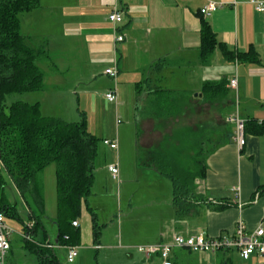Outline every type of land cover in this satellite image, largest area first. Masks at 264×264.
<instances>
[{"label":"crops","instance_id":"0c3cea01","mask_svg":"<svg viewBox=\"0 0 264 264\" xmlns=\"http://www.w3.org/2000/svg\"><path fill=\"white\" fill-rule=\"evenodd\" d=\"M211 1L224 3L210 16H203L220 45L216 46L210 61L203 63L200 60V10ZM116 6L123 14L117 30L108 17ZM20 20L24 35L32 37L35 42L48 40L51 60L58 69L44 61L50 66L45 76V81L48 79L51 83L50 91L55 90L60 82L64 83L65 73L70 74L76 68L81 69L78 79H95L98 74L107 76L112 83L106 94L117 87L118 103L105 98L111 105L116 104L114 111L119 113L120 101L125 97L124 89L118 87L117 81L130 79L133 86L127 104H134L135 129L122 132L123 140L127 139L122 155V122L117 125L116 134L101 125L97 131L90 130L101 138L99 153L102 148L103 160L108 154L117 155L123 180L131 179L133 173L126 163L132 161H136L144 173L165 178L143 162H150L153 148L162 145L160 142L168 133L165 123L169 121H175L181 135V130L200 129L202 138L213 142L205 154L206 176L196 180L197 192L207 201L194 203L191 214L180 221L173 199L144 216L143 221L145 217H149L148 220L154 218L151 215L159 216L157 226L151 227L147 222L145 228L153 236L136 241L130 238L120 243L126 252L125 257L132 264H157L158 259L162 263L158 255L147 258L137 251L136 246L167 242L175 234L187 236L202 232L214 237L234 233L239 221L250 231L259 225L264 226V133H254L252 128L247 130L246 143L240 149L235 141V127L226 120L236 110L237 102L242 117L264 120V13L257 11L249 0H40V6L20 14ZM118 34L124 35L123 41H116ZM224 48L235 55L254 49L259 61L232 58L225 54ZM110 67L118 69L116 80L105 72ZM235 76L238 78L237 91L227 86L228 93L217 98L204 96L202 86L205 81L230 80ZM164 130L166 133L162 134V139L159 134ZM115 137L119 140L118 151L103 143L104 139ZM215 147L218 148L212 150ZM126 188L127 191L129 184ZM90 198L93 199V195ZM28 208L30 214L29 205ZM133 218L130 213L129 219L132 221ZM53 223L57 227L55 221ZM76 227H80L79 221ZM37 237L43 241V231L41 234L38 230ZM48 238V242L58 244L57 237L55 242L49 235ZM94 247L101 249V243ZM55 248L67 250L65 247ZM200 253L203 252L175 249L172 264H190V260L200 264ZM216 253V264L225 260L235 264V256L241 260L238 264H264V256L257 252L249 259H243L237 250ZM187 254L196 255L189 257ZM11 264H14L12 260Z\"/></svg>","mask_w":264,"mask_h":264},{"label":"trees","instance_id":"16d2710c","mask_svg":"<svg viewBox=\"0 0 264 264\" xmlns=\"http://www.w3.org/2000/svg\"><path fill=\"white\" fill-rule=\"evenodd\" d=\"M39 6L40 0H0V160L30 207L31 222L34 225L32 229L26 228L29 237L24 238L23 249L37 256L39 264H63L57 248L46 246L48 232L27 198L31 194V198L44 214V195L38 175L55 163L57 243L79 245L80 227L74 226L73 222L78 221L84 206L93 214L94 238L98 241L101 228L89 199L95 182L101 138L88 129L85 118L71 121L61 116L44 114L38 100H17L11 103L7 101L8 96L15 93L45 89L46 71L40 62L47 61L53 69H57L51 60L48 40L35 42L21 31L20 14ZM201 25L200 60L208 63L220 43L203 15ZM224 51L232 58L237 56L243 61H259L254 49L237 55L226 48ZM163 60L162 58L161 61ZM227 86L228 79L205 81L202 92L206 98H217L228 93ZM245 127L246 132L252 128L254 133H264V120L248 119ZM216 148L218 147L212 150ZM170 156L162 150H154L152 161L142 162L148 168H153L171 179L173 205L180 221L182 217L186 218L191 214L194 203L207 201V198L197 192L196 185L197 178L206 176L207 165L204 155L197 157V169L186 167L178 157L176 159ZM0 211L7 217H19L15 204L4 203ZM40 227L43 229V241L37 239ZM66 235L69 239H65ZM220 264L229 263L225 260Z\"/></svg>","mask_w":264,"mask_h":264},{"label":"rangeland","instance_id":"374dc122","mask_svg":"<svg viewBox=\"0 0 264 264\" xmlns=\"http://www.w3.org/2000/svg\"><path fill=\"white\" fill-rule=\"evenodd\" d=\"M45 63L40 62V65L47 74L50 66H46L47 64ZM80 72L81 69L76 68L70 74L65 73L64 78H62L64 83L60 82L59 86H55L53 91H50L52 88L50 87L51 83L46 79L45 90L15 93L8 96L7 101L11 103L17 100L26 102L38 100L41 102L42 110L45 114L62 115L65 119L74 121H80L85 118L88 129L93 132L94 130L97 131V127L101 125L103 128H109V132L114 131L116 134L117 125L122 122L120 125L122 155L124 140L125 142L127 140L125 138L123 140L122 132L135 129V122L133 121L134 104L133 102L131 106L127 104V96L131 95L133 86L130 79H119L117 81L118 87L120 86L121 90L122 88L124 89L123 95L125 97L120 101V111L118 113L116 110L114 111V105L116 104L111 105L105 98L106 90L112 80L99 74L95 79H78ZM129 85L131 86L130 91ZM86 93L89 94L86 95ZM114 112L115 122H113ZM165 124L168 133L164 139L162 134L166 133L165 130L159 134V137L163 139L160 142L162 145L159 147L155 146L153 152L154 150H162L167 155H171L170 157L176 159L178 157L179 161L186 167L197 169L198 158L204 155L203 159H205V154H207L208 149L213 144L212 140L203 139V134L199 133L200 129H195L194 131L191 128L181 130V135L178 132V126L175 121H169ZM126 136L128 138V132ZM155 136L157 135L155 134ZM183 136L184 138H182ZM142 156L146 157L145 155ZM99 159L96 169V181L92 187V195L96 203L92 198L89 201L93 202L90 204L94 207L93 210L100 225L101 234L98 241H96L93 232V214L84 206L78 218L81 235L78 245L80 255L75 261L70 262L67 258V250L57 248L63 264H132L125 257L126 252L122 249L120 243L130 238H134V241H136L137 239L152 237L153 233H149V230H145V228L147 222H150L149 226L151 227L157 226L159 216L151 215L154 218L151 217L150 220H148L149 217H145L144 221L148 220L146 222L142 218L153 209L164 207L173 199V183L169 177L164 175L165 178H160L156 174L144 173L143 170L137 167L136 161H132L129 164L126 163L128 167H131V173H133L131 174V179L125 181V179L120 178L118 181L113 178L109 170V166L118 161L117 155L108 154L106 160H103V150L101 148ZM122 162L123 158H121ZM38 181L42 186L41 189L45 198L44 214L40 211L35 200L31 198V194L28 195L27 199L32 209L40 217L42 226H45L50 240L55 242L57 227L53 221L56 220L58 215L56 164H51L41 172L38 175ZM126 184H129L127 191ZM4 203L16 205L19 217L8 216L7 221L18 231H24L27 227L26 225L31 222L28 205L0 160V207ZM130 213L134 216L132 221L129 219ZM39 231L42 234V227H40ZM19 235L18 233H13L11 236L12 250L7 258V264H11V260L14 264H39L37 256L23 249L25 239ZM96 243H101V249H95L94 245ZM131 251L138 255L141 254L137 252L138 250ZM200 254L202 260L200 264H216V252H203ZM187 256L192 257L189 254ZM239 259L238 256H235V264L241 263ZM138 260L136 258L135 261L138 262ZM197 262L199 264V261ZM189 263L195 264L194 260H190ZM157 264H162L159 259Z\"/></svg>","mask_w":264,"mask_h":264},{"label":"built area","instance_id":"2783aa9c","mask_svg":"<svg viewBox=\"0 0 264 264\" xmlns=\"http://www.w3.org/2000/svg\"><path fill=\"white\" fill-rule=\"evenodd\" d=\"M254 8L264 13V0H249ZM224 5L222 1H211L207 5L201 8V14L205 17L210 16L219 7ZM109 19L117 26L123 20V14L120 8L117 6L109 14ZM124 35H116V41L121 42L124 40ZM106 74H109L116 80L118 76V69L110 67L105 70ZM229 87L233 90H238V78L232 77L229 80ZM237 94V93H236ZM106 97L109 101L118 103L117 87L111 89ZM237 102V101H236ZM236 110L233 111L226 120L232 123L235 127V141L240 149H243L246 143V121L247 119L242 117L238 108V102ZM103 143L109 146L111 149L118 151L119 140L118 137L113 139H104ZM109 170L114 179H120V165L119 161L109 166ZM239 193V189H236ZM74 226L78 225V221L73 222ZM26 228L32 229L33 222L26 225ZM13 233H18L24 238H28L29 235L24 231H18L7 221V217L3 211H0V264H7V258L11 248V236ZM65 239H69L66 235ZM48 247H65L67 249V258L70 262L75 261L78 256V246L72 244H54L47 242ZM137 250L144 254L147 258L153 255H158L162 259L163 264H172V254L175 249H185L191 252H218V251H230L237 250L243 259H249L255 252L264 256V226L259 225L256 229L250 231L246 228L242 221H239L234 233H228L219 236H206L204 233H196L193 235L175 234L173 239L167 242H159L156 244H141L136 246Z\"/></svg>","mask_w":264,"mask_h":264}]
</instances>
